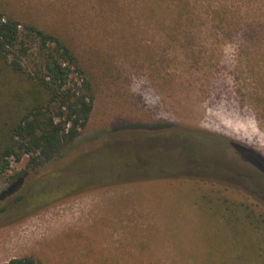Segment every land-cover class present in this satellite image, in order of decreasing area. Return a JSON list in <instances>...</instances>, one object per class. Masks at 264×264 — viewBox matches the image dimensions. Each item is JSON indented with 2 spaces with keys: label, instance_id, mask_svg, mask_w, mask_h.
Masks as SVG:
<instances>
[{
  "label": "rangeland",
  "instance_id": "374dc122",
  "mask_svg": "<svg viewBox=\"0 0 264 264\" xmlns=\"http://www.w3.org/2000/svg\"><path fill=\"white\" fill-rule=\"evenodd\" d=\"M0 10L67 40L92 85L87 126L54 167L98 140L116 148L110 154L132 152L126 136L160 127L232 142L264 162V0H0ZM71 81L83 79L73 74ZM163 141L133 146L146 171L182 168L192 157L227 164V176L216 167L209 173L188 168L178 179L143 178L37 207L33 196L42 186L27 177L16 193L20 201H0V264L23 257L42 264H205L207 256L235 264L217 256H234L240 231L212 216L200 202L202 192L182 178L215 179L239 191L227 192L238 201L258 195L264 203V166L256 157L195 147L180 157L172 153L178 142ZM86 156L60 170L73 190L110 163L92 151ZM26 172L25 162L12 163L0 193L10 177ZM58 183L44 187L52 191Z\"/></svg>",
  "mask_w": 264,
  "mask_h": 264
},
{
  "label": "trees",
  "instance_id": "16d2710c",
  "mask_svg": "<svg viewBox=\"0 0 264 264\" xmlns=\"http://www.w3.org/2000/svg\"><path fill=\"white\" fill-rule=\"evenodd\" d=\"M73 74L83 79L80 85L72 83ZM93 100L92 85L86 77L74 46L57 34L28 22L19 21L0 10V178L8 174L12 163L25 162L26 171L32 174L18 176L13 181V177H10L8 179L10 185L6 190L1 191L0 201L9 197L20 201L22 196H16V193L20 191L27 177L29 183L39 182L38 185L42 186V189L33 196L37 201L33 207H37L49 205L70 195L95 191L102 187L131 184L143 178L167 175L175 178L188 168L209 173L216 167L215 170L228 173L225 167L211 166L209 164L211 162L202 163L192 157L187 158L182 168L178 163L173 162L174 166L170 167V171L164 168L146 171L148 164L133 148L139 146L141 140L154 143L159 140L178 142L177 146L172 145V153L180 157L189 156L195 148H202L220 155L233 152L246 158L256 157L258 163L264 166V162L253 151L232 142L220 141L194 130L160 127L146 131L136 130L126 136L133 151H125L128 152L125 156V153L110 154L116 148L102 146L98 140L91 142L86 148L65 155L61 167H54L60 164L58 159L72 148L85 130ZM183 141L185 142L181 147L179 142ZM191 143L198 144L199 147L193 145L190 148ZM90 150L100 160L108 159L110 163L102 167L103 170L92 173L84 187L73 190L72 184L63 181L65 171L63 174L60 170L63 168L68 170L70 167L67 165L77 157L87 158L86 155L91 152ZM118 151L120 152L121 149ZM43 168L47 170H42ZM56 169L58 172H54ZM182 179L193 181L191 182L193 188L202 192L200 202L212 216L220 218L224 225L233 230L240 231L235 236L242 238L241 247L238 251L232 249L234 256L231 253H222L217 257L232 259L235 264L238 261L248 264L251 260H258V264H264L262 198L254 195L251 203L238 201L227 192L239 194L240 192L235 188H229L223 184L224 182L208 178ZM49 181L59 182L53 185L56 188L52 191L44 187L49 185ZM76 182H81L80 177L76 178ZM18 216L17 214L16 217ZM209 257H206L205 264H217L213 256L210 259ZM4 264L42 263L32 257H23L11 259Z\"/></svg>",
  "mask_w": 264,
  "mask_h": 264
},
{
  "label": "water",
  "instance_id": "95a60500",
  "mask_svg": "<svg viewBox=\"0 0 264 264\" xmlns=\"http://www.w3.org/2000/svg\"><path fill=\"white\" fill-rule=\"evenodd\" d=\"M210 159V158H209ZM201 162L202 163H209L210 161L209 160H207V158H206V160L205 161H203V160H201ZM233 163V162H232ZM220 165L219 166H222V167H224V166H226L227 164H225V163H223V162H220L219 163ZM234 164V163H233ZM216 174L217 175H219V176H221L222 175V177H225V176H227V174L226 173H224V172H216Z\"/></svg>",
  "mask_w": 264,
  "mask_h": 264
}]
</instances>
